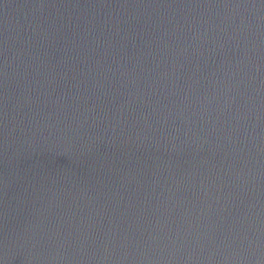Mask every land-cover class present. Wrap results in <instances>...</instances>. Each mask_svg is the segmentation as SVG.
Here are the masks:
<instances>
[{"label": "water", "instance_id": "95a60500", "mask_svg": "<svg viewBox=\"0 0 264 264\" xmlns=\"http://www.w3.org/2000/svg\"><path fill=\"white\" fill-rule=\"evenodd\" d=\"M0 264H264V0H0Z\"/></svg>", "mask_w": 264, "mask_h": 264}]
</instances>
